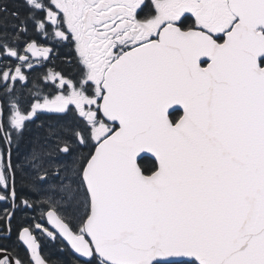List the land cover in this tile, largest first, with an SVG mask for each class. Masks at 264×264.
<instances>
[{"label":"snow or ice","instance_id":"6c2138e0","mask_svg":"<svg viewBox=\"0 0 264 264\" xmlns=\"http://www.w3.org/2000/svg\"><path fill=\"white\" fill-rule=\"evenodd\" d=\"M37 209L0 264H264V0H0V239Z\"/></svg>","mask_w":264,"mask_h":264},{"label":"flooded vegetation","instance_id":"af4514ba","mask_svg":"<svg viewBox=\"0 0 264 264\" xmlns=\"http://www.w3.org/2000/svg\"><path fill=\"white\" fill-rule=\"evenodd\" d=\"M73 56L74 53L69 48L60 49L58 55L54 60V63L47 64L45 70L47 68L55 67L56 70L63 72L65 75L69 73H74L76 71L74 60L72 63L68 62L69 58H72ZM33 217H37V218L39 217V209H37L36 212L27 211L26 213L24 211H18L15 217L11 221L12 224L11 236L7 239H0V244H5L9 246L13 245L16 242V238H17L16 229L21 225L27 226V224L32 221ZM41 222L44 223L46 227H49V229L51 230V227L46 224V221H41ZM38 242H40L45 247L53 246L50 240L47 238L38 239Z\"/></svg>","mask_w":264,"mask_h":264},{"label":"trees","instance_id":"16d2710c","mask_svg":"<svg viewBox=\"0 0 264 264\" xmlns=\"http://www.w3.org/2000/svg\"><path fill=\"white\" fill-rule=\"evenodd\" d=\"M9 7H12V5H11V4H9Z\"/></svg>","mask_w":264,"mask_h":264}]
</instances>
